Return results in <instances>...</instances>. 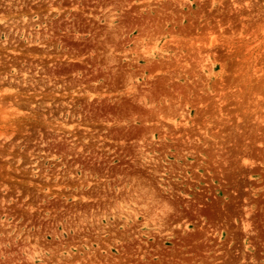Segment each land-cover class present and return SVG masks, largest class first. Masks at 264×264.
Returning a JSON list of instances; mask_svg holds the SVG:
<instances>
[{
  "label": "rangeland",
  "instance_id": "rangeland-1",
  "mask_svg": "<svg viewBox=\"0 0 264 264\" xmlns=\"http://www.w3.org/2000/svg\"><path fill=\"white\" fill-rule=\"evenodd\" d=\"M0 264H264V0H0Z\"/></svg>",
  "mask_w": 264,
  "mask_h": 264
}]
</instances>
